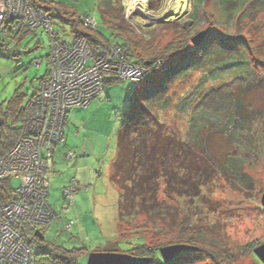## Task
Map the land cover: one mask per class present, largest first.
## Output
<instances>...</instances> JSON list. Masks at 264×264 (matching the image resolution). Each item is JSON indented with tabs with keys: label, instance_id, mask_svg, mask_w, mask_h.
Returning <instances> with one entry per match:
<instances>
[{
	"label": "rangeland",
	"instance_id": "rangeland-1",
	"mask_svg": "<svg viewBox=\"0 0 264 264\" xmlns=\"http://www.w3.org/2000/svg\"><path fill=\"white\" fill-rule=\"evenodd\" d=\"M51 1L64 4L66 12L73 10L81 18L94 17L98 29L110 38L112 30L103 24L106 16L114 28L125 29L155 51L169 53L170 60L151 82V77L140 86L130 80L107 82L108 90L89 107L74 109L71 119L78 124L86 119L92 131L88 143H92L93 155L86 156L92 152L87 146L81 167L86 164L87 171L92 170L93 181L79 183L74 202L64 205L62 190L79 172L74 161L86 132L83 129L76 137L68 134L67 126L66 145L55 148V164L48 175L49 203L61 217L48 229L41 227L47 241L70 250L106 246L101 249L105 250L110 239L114 242L108 245L117 242L122 251L125 246L135 248L142 243L154 249L170 242L155 225L139 232L124 223V233L119 229L120 189L111 181L109 165L112 168L117 155V135L126 121L129 96L135 94L155 115L167 117L180 128L188 144L213 161L218 174V187L214 192L206 190L204 200L175 201L170 210L177 209V222L186 221L190 227L211 233L209 238H217L221 249L193 242L200 252L188 253L174 264H264L255 254L264 244V0H138L135 5L133 0ZM53 18L56 31L70 41V22ZM203 31L208 34L194 46L193 38ZM186 45V52L179 54L177 50ZM0 53V105L7 106L20 92L24 108L47 73L49 37L39 28L16 39H3ZM14 125L21 127V122ZM71 125L76 130V125ZM93 135L101 138L95 144ZM214 136L218 139L211 147L209 139ZM69 152L74 153L71 160L65 158ZM20 184V179L13 180V188ZM90 201L96 213L86 210ZM80 209L89 217L79 223L83 229L75 224V215L67 218ZM142 220L140 217L138 222ZM68 221L74 226L65 231ZM117 223L120 235L116 236ZM88 255L80 258L81 264ZM150 256L161 257L157 250Z\"/></svg>",
	"mask_w": 264,
	"mask_h": 264
},
{
	"label": "trees",
	"instance_id": "trees-1",
	"mask_svg": "<svg viewBox=\"0 0 264 264\" xmlns=\"http://www.w3.org/2000/svg\"><path fill=\"white\" fill-rule=\"evenodd\" d=\"M54 4L56 12L53 17L70 22L72 35L86 38L94 49L100 47L103 51H108L112 44L119 45L125 50L128 63L145 67L146 72L142 80L133 82L137 86L150 77L151 82L153 78L159 76L162 68L164 69L170 60L168 52L166 55L159 49L156 51L151 49L150 45L147 47L136 37L125 33V29L119 26L115 29L106 16H103V24L111 28L110 38L99 29L86 28L83 25V17H79L73 10L66 12L68 8L64 4L57 2ZM32 31L33 29L25 30L15 39ZM187 48L188 45L182 46L177 52L182 54ZM49 72L48 67L40 83L48 77ZM115 80L119 79L108 78L106 83ZM23 96L22 93L16 92L7 106L0 105V120L3 119L4 122L0 126V159L11 151L19 138L27 106L24 108L21 106ZM129 98L126 121L117 135V155L112 163L111 176V181L120 189V233H124V223L130 224L132 229L138 228L139 232L147 231L155 225L160 228L158 230L160 235H167L170 238V242L163 244V247L182 244L195 247L198 249L197 252H200V247L191 244L196 242L203 245L211 244L214 248L221 249L217 238H209L208 235L211 236V233L202 228L190 227L184 224L186 221L177 222V209L170 210L171 204L175 201L200 203L201 199L206 198V190L214 192L215 187H218L215 164L190 146L181 129L174 127L167 117L155 115L137 96L135 97V94ZM10 122L13 125H10ZM17 122H21V127L14 125ZM217 139L218 136L210 137L211 147H214ZM218 148L222 146L218 145ZM1 190H7L5 184H0ZM140 217L143 220L139 223ZM36 230L27 226L22 232L32 255V264H81L80 258L90 253L88 248L70 250L50 243L47 239L40 240L35 236ZM160 248L162 247L150 249L141 243L135 248L125 246V251H122L120 244L116 242L113 246L107 245L105 250L98 249L95 252H122L136 257L151 258L149 264H174L184 255L196 252H184L174 261L165 263L162 256L157 258L150 256L154 250L160 253ZM205 253L215 259L211 251L206 250Z\"/></svg>",
	"mask_w": 264,
	"mask_h": 264
},
{
	"label": "built area",
	"instance_id": "built-area-1",
	"mask_svg": "<svg viewBox=\"0 0 264 264\" xmlns=\"http://www.w3.org/2000/svg\"><path fill=\"white\" fill-rule=\"evenodd\" d=\"M55 12L51 0H0V43L39 28L50 40L49 75L26 106L16 144L0 159V184L7 187L0 191V264H32L23 229L47 227L60 217L49 203L48 175L56 146L65 143L72 110L87 108L99 98L106 79L140 82L146 72L145 67L128 63L119 45L103 51L79 35H72L69 41L56 31ZM83 25L96 30L99 24L86 15ZM73 156V152L65 154L66 159ZM14 179L21 180L18 188H13ZM78 185L74 178L63 189L64 205L74 202ZM66 224L67 231L74 226L73 221Z\"/></svg>",
	"mask_w": 264,
	"mask_h": 264
},
{
	"label": "water",
	"instance_id": "water-1",
	"mask_svg": "<svg viewBox=\"0 0 264 264\" xmlns=\"http://www.w3.org/2000/svg\"><path fill=\"white\" fill-rule=\"evenodd\" d=\"M207 34L208 31H203L197 37L193 38L192 42L194 46H197L206 37ZM2 125L3 119L0 120V126ZM262 205L264 206V193L262 197ZM35 236L40 240L46 239L40 230L36 231ZM187 251H198V249L182 244L160 248V253L165 263L174 261L178 256ZM255 254L264 263V244L255 250ZM151 261V258L136 257L125 253L90 252L85 264H149Z\"/></svg>",
	"mask_w": 264,
	"mask_h": 264
},
{
	"label": "crops",
	"instance_id": "crops-1",
	"mask_svg": "<svg viewBox=\"0 0 264 264\" xmlns=\"http://www.w3.org/2000/svg\"><path fill=\"white\" fill-rule=\"evenodd\" d=\"M108 89H105V91H107ZM104 93V92H103ZM101 101V100H100ZM103 102V101H102ZM92 104V103H91ZM94 104H96V102H94ZM93 104V105H94ZM77 110H80V109H78V108H76ZM89 109H92V107L91 108H89ZM90 111V110H89ZM88 111V112H89ZM75 115V112H74V109L72 110V112H71V115H70V119L73 117ZM77 116H79V115H77ZM77 116H75V117H77ZM85 116V115H84ZM72 123H74V126L76 125V130H73L72 129ZM68 129H69V127H70V129H69V133L68 134H75L76 135V137H79V136H81L82 134H81V130H83V129H85V143L83 144V145H81V144H79V146L77 147V149L80 151V155L79 156H77V160H75L74 162V164L76 165V167L79 169V172H78V174H77V176H74V177H76L77 179H78V181H79V183H88V182H91V181H93V178L90 176V172H92V170H90V171H87V165L85 164V166L84 167H81V164H83L84 163V161L82 160L83 158H84V156L83 155H86V153H87V151L89 150V149H86L87 148V146H89L90 148H91V151L92 152H90V153H88L86 156H88V155H93V146H92V143L91 142H89L88 143V140H89V134L92 132L91 130H90V126H89V123L86 121V119H84L82 122H81V124H78V122L77 121H74V120H72L71 119V123L70 122H68ZM66 129H65V136H66ZM91 139L93 140V144H95V142L96 141H99L101 138H98V136L97 135H93V137H91ZM67 143H68V140H67ZM65 145H66V140H65V143H64ZM59 146V145H58ZM58 146H56V147H58ZM58 148H61V147H58ZM57 148V149H58ZM102 151H103V148H104V146H100L99 147ZM106 150H107V148H106ZM55 152V151H54ZM57 152V151H56ZM55 154V153H54ZM78 159H80V160H78ZM71 160V159H70ZM54 164H55V162H54ZM111 165H109V174H110V172H111ZM56 173H58V172H56ZM96 190V189H95ZM100 197V196H99ZM94 198H95V196H94ZM51 205V204H50ZM52 206V205H51ZM52 208L53 209H56V207L54 208L53 206H52ZM90 209H92V201H90V203H89V207L88 208H86V210H90ZM85 210V211H86ZM90 211H92V212H94V213H96V210H90ZM89 211V212H90ZM83 212V213H82ZM74 213V211L72 212V214H70V216L69 217H67L68 219H70L71 217H72V215H75L76 216V219L75 220H77V221H75V224H77V227H78V229H83L84 228V226L83 227H81L80 225H79V223H81V224H83V221H84V219H89V217H87L85 214H84V210H81L80 209V211H77V212H75V214H73ZM58 214H60V213H58ZM60 217H61V214H60ZM72 220H74V218L72 219ZM78 222V223H77ZM91 222L92 223H94V221H93V219L91 218ZM98 222V221H97ZM118 222V221H117ZM63 224H64V222H63ZM116 228L114 229V231H113V233H115V235L117 236V235H119V233H118V227H119V223H117V225L115 226ZM46 228V227H45ZM49 227H47V229H48ZM43 229V228H42ZM42 229H40V231L43 233V235L45 236V238H46V234H44L45 232H43L42 231ZM65 230V229H64ZM66 231V230H65ZM114 238V237H113ZM113 242L114 240H108V242H107V245L109 244V242ZM106 246H100V247H98V248H90L89 250H90V252H95L96 250H101V249H103V248H105Z\"/></svg>",
	"mask_w": 264,
	"mask_h": 264
},
{
	"label": "clouds",
	"instance_id": "clouds-1",
	"mask_svg": "<svg viewBox=\"0 0 264 264\" xmlns=\"http://www.w3.org/2000/svg\"><path fill=\"white\" fill-rule=\"evenodd\" d=\"M53 2H54V1H53ZM75 179H76V178H75ZM76 180H77V179H76ZM77 181H78V180H77ZM78 184H79V182H78ZM62 191H63V190H62ZM53 210H54V209H53ZM54 211H55V210H54ZM58 215L60 216V214H58ZM59 219H60V217L57 218L56 220H59ZM52 223H53V222H52ZM52 223H51V224H52ZM51 224H50V225H51ZM47 227H48V226H47ZM44 228H45V227H44ZM40 229H42V228H38L37 230H40ZM37 230H36V231H37ZM65 230H66V229H65ZM35 233H36V232H35Z\"/></svg>",
	"mask_w": 264,
	"mask_h": 264
},
{
	"label": "bare ground",
	"instance_id": "bare-ground-1",
	"mask_svg": "<svg viewBox=\"0 0 264 264\" xmlns=\"http://www.w3.org/2000/svg\"><path fill=\"white\" fill-rule=\"evenodd\" d=\"M137 2H138V0H133L132 4L135 5Z\"/></svg>",
	"mask_w": 264,
	"mask_h": 264
}]
</instances>
